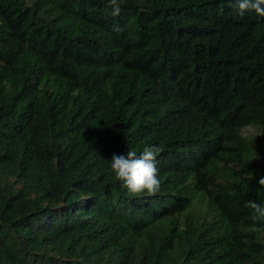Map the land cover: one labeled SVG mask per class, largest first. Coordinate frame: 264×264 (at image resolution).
<instances>
[{"label": "trees", "instance_id": "obj_1", "mask_svg": "<svg viewBox=\"0 0 264 264\" xmlns=\"http://www.w3.org/2000/svg\"><path fill=\"white\" fill-rule=\"evenodd\" d=\"M107 4L0 0V264H264V17ZM152 145L131 195L110 158Z\"/></svg>", "mask_w": 264, "mask_h": 264}, {"label": "clouds", "instance_id": "obj_2", "mask_svg": "<svg viewBox=\"0 0 264 264\" xmlns=\"http://www.w3.org/2000/svg\"><path fill=\"white\" fill-rule=\"evenodd\" d=\"M123 3L124 0H108L107 7L111 9L110 14L113 17L121 14ZM234 7L241 16L251 12L258 17H264V0H234ZM123 31L119 24H113L111 27L113 33L120 34ZM160 152V147L152 145L144 146L139 153L134 149H128L126 155L112 154L110 168L114 178L122 182V186L131 195H155L161 186L156 163ZM249 178L254 179L252 175ZM257 183L264 188V176H261ZM244 206L251 211L250 219L253 222L247 226L248 230L254 234H264V203L248 200Z\"/></svg>", "mask_w": 264, "mask_h": 264}, {"label": "rangeland", "instance_id": "obj_3", "mask_svg": "<svg viewBox=\"0 0 264 264\" xmlns=\"http://www.w3.org/2000/svg\"><path fill=\"white\" fill-rule=\"evenodd\" d=\"M241 136L247 137V138H252L255 136H263L264 137V132H259L254 128H245L241 131Z\"/></svg>", "mask_w": 264, "mask_h": 264}]
</instances>
